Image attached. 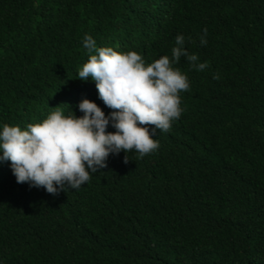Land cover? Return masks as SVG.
<instances>
[{
  "label": "trees",
  "instance_id": "16d2710c",
  "mask_svg": "<svg viewBox=\"0 0 264 264\" xmlns=\"http://www.w3.org/2000/svg\"><path fill=\"white\" fill-rule=\"evenodd\" d=\"M163 4L168 31L149 44ZM86 34L146 63L183 35L208 67L174 65L190 89L156 151L110 154L58 195L31 186L45 195L26 217L0 199V264H264V0H0V131L88 89Z\"/></svg>",
  "mask_w": 264,
  "mask_h": 264
},
{
  "label": "clouds",
  "instance_id": "9594fccd",
  "mask_svg": "<svg viewBox=\"0 0 264 264\" xmlns=\"http://www.w3.org/2000/svg\"><path fill=\"white\" fill-rule=\"evenodd\" d=\"M151 15L156 28L142 33L149 44L164 27L168 31L167 21L172 18L166 4ZM206 37L204 29L201 45H207ZM184 45L185 37L177 35L171 57L146 63L136 51L97 47L86 34L83 46L89 58L78 78L93 80L88 89L55 107L42 122L29 123L25 130L5 124L0 131V199L10 203L2 212L26 217L43 204L45 195L32 187H43L51 195L78 189L92 173L107 167L110 154L124 151L128 163V152L135 150L142 158L156 151L160 131H169L184 111L180 93L190 89L188 76L174 65L184 57L197 71L208 67ZM213 78L220 79L219 74ZM110 123L115 132L107 131Z\"/></svg>",
  "mask_w": 264,
  "mask_h": 264
}]
</instances>
